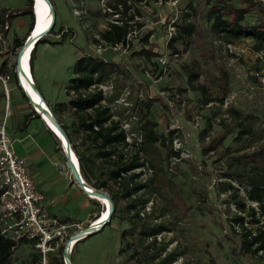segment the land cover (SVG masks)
<instances>
[{"label": "rangeland", "instance_id": "obj_1", "mask_svg": "<svg viewBox=\"0 0 264 264\" xmlns=\"http://www.w3.org/2000/svg\"><path fill=\"white\" fill-rule=\"evenodd\" d=\"M51 1L56 11V24L47 38L50 41L61 40V28L67 36L62 43L41 42L38 45L33 74L48 106L70 134L72 144L90 158L91 185L86 183L96 191L107 192L110 197L120 196L118 187L112 182L108 188L99 187L106 179L103 175L106 166L96 157L97 150L81 132L77 117L69 106L71 97L67 92L76 60L83 55L95 54L93 46L97 42L94 39L102 38L101 34L111 22L123 17L131 25L130 46L126 54L107 48L101 56L119 63L122 80L118 93L123 86L129 85L135 100L137 93L142 91L145 98L140 104L141 118L156 121L157 130L163 134L179 130L168 148H158L163 157L159 162L163 170L159 179L168 181L170 185L157 191L158 178L152 182L156 172L154 174L148 166L138 171L142 174L140 180L148 184L147 189L140 193L149 199L139 212L146 221L137 218L135 211L129 208L131 200L118 199L114 219L102 231L76 245L72 264H160L170 254L175 255L171 264H264L263 258L246 255L240 250V228L236 227L235 232L230 222L232 214L237 213L236 205L230 199V193L223 194L218 187L219 182H226L223 179L228 159L226 146H230L236 155L253 151L264 143V62L253 50V41L243 38L223 46L222 53L217 51L220 43L211 31L208 17V9L216 0H151L132 4L127 13L115 11L111 6L118 0ZM234 2L242 5L241 0ZM28 4L29 0H0V19L4 9L12 15L7 23L10 27L2 30L0 23V55L11 65L15 63L13 56L17 51L15 36L26 42L30 34L32 16L25 13ZM186 13L191 14L188 21L194 22L197 29L193 36L175 43L176 54L168 42L175 35V23L184 20ZM258 19L255 16L248 21ZM142 47L152 48L157 56L149 59L139 54ZM159 57L166 58L167 63L160 62ZM147 69L153 72L152 79L146 73ZM190 71L198 73L194 82L188 79ZM0 82L3 85L0 88V122L7 113L6 131L13 139L15 152L22 158L26 154L35 158L43 156L45 161L39 165L41 170L54 177L58 194L71 200L69 204L62 202L57 207L60 221L66 228L63 240L56 239L48 254L49 261H63L65 242L76 232L87 228L90 221L101 217L106 206L92 200L83 191L84 195H81L78 185L74 181L75 184L70 183L71 174L61 143L41 115L30 119L31 124L25 132L14 136L11 124L20 122L22 127H26L25 115L36 110L15 83L13 75L7 79L11 89L8 106L5 86L1 79ZM207 97L213 100L204 104ZM230 107L241 111L243 119L255 130L251 146L243 148L246 141L235 138L236 131L228 135L215 151L206 152L205 148L212 140L218 142L227 126L235 124L228 114ZM259 135H263L262 140H257ZM171 149L181 150V156L167 157ZM126 151L134 152L131 149ZM29 162L32 160L26 161L27 166ZM241 195L244 196L242 191ZM179 197L186 205L182 202L179 207L173 201ZM153 211L156 215L148 219ZM178 217L181 218L180 223ZM142 224L163 225L171 229L156 238L142 239ZM154 239L157 245L150 247ZM37 254L36 248L21 243L11 258V264H27L31 256Z\"/></svg>", "mask_w": 264, "mask_h": 264}, {"label": "trees", "instance_id": "obj_2", "mask_svg": "<svg viewBox=\"0 0 264 264\" xmlns=\"http://www.w3.org/2000/svg\"><path fill=\"white\" fill-rule=\"evenodd\" d=\"M150 1L151 0H118V2L111 3V6L115 11L127 13L132 8V4L147 3ZM241 2L242 5L236 4L234 0H216L208 9V17L211 20V31L215 34L220 43L217 51L220 50L219 52L222 53L223 46L233 44L235 41L243 38H249L253 41V50L259 54L264 50V3L261 0H241ZM194 9L196 10V7ZM25 13H29L32 16L29 29L30 33L34 24L33 0H29ZM190 16V13H186L184 14V20L175 23V35H172L168 42L172 49H175V43L179 40L183 41L185 37H191L195 34L197 26L194 22L188 21ZM255 16H258L259 19L248 21V18ZM11 17V13L4 9L0 19L1 26H6ZM54 27L49 34L54 31ZM130 27L131 25L128 20L121 17V19L111 22L109 28L101 34V37L108 43L127 42L130 34ZM49 34L42 36L32 51L30 62L32 73L34 71V60L36 59L38 45L41 42L62 43L67 36L64 28L60 29L59 34L61 35V40L59 41H50L47 38ZM147 37L148 35L145 37L146 40ZM94 40L99 42V39L95 38ZM24 42L25 40L15 37V48L18 50ZM187 43L190 44V41H187ZM175 51L176 54H178L176 49ZM209 52L213 53L211 50H209ZM139 54L145 55L149 59L157 56V53L153 51L152 48L146 47H142ZM7 66L8 63L3 62L1 70L6 72L8 70ZM13 67L15 70V64ZM118 67L119 63L107 60L101 56L95 54L83 55L76 60L72 67L74 76L69 80L68 88L78 90L81 88L89 89L92 85L107 81L114 72L120 73ZM188 75L190 82H194L198 78V73L195 71H190ZM17 79L16 75V82ZM119 87L120 84L118 85V90ZM102 99L101 91L95 90L89 92L86 96L79 95L75 98H71L69 106L74 108L73 112L77 117L76 121L78 122L81 132L84 133L87 142L97 150L96 157L101 159L106 166V172L103 174L104 176L106 175V179L99 184V187L108 188L112 182L118 187V191L120 192L119 197H111L115 203V211L111 216V220L114 219L117 211V200L124 199L132 201L129 208L134 210L137 218L143 221L144 219H142L139 212L140 209L145 207L149 199L144 195L140 196V193L147 189L148 184L140 180L142 174L141 171H138L140 168H144L148 165V168L150 167V170H152L154 174L156 172L154 176L155 180H152V182L156 181L158 178L159 188L157 191L166 189L170 183L164 179H159L160 173L163 171L161 170L162 167L159 166V162L163 161V157L162 152H160L158 148L159 146L168 148L169 143L174 139V134L179 130L173 129L170 130L169 133L163 134L157 130L158 124L156 121H152L151 119L144 120L141 118V129L144 138L141 147L143 155H140L138 152L126 151V134L120 128L119 123L111 118L108 108L102 105ZM151 99H153V97L150 98L149 101H151ZM212 100L213 99L207 97L203 102L204 104H208ZM220 100L223 104V99L221 98ZM34 113L38 114L36 111H34ZM228 114L235 120V124L232 127L227 126L225 132L218 139V142L214 143L212 140L205 148L206 152L215 151L218 146L223 144L228 135L236 131L237 134L235 138L238 140L244 138L246 141L243 148L251 146V138L255 136V130L252 128L251 124L246 123V119H243L241 111L236 108L230 107ZM32 115L33 113L27 114L26 119L30 120ZM225 120L226 119H223V122H225ZM95 126L99 129H95ZM64 130L72 143V138L65 127ZM262 136L263 135H259L257 140H262ZM72 148L78 157L81 175L85 182L90 184V158L87 157L84 152L80 151L75 144H72ZM170 155L179 158L181 156V150L171 149L167 157H171ZM225 155L226 157L228 156L226 172L223 173V179L226 182H219L218 187L219 192L223 194L230 193V199L236 205L237 213L232 214L230 222L235 228V232H237L236 227L240 228L238 232L241 236L240 250L246 255L264 259V143L253 151H245L236 155L233 153L230 146H226ZM233 182L237 184L239 188L235 186ZM241 191L244 193V196L241 195ZM173 201H175L179 207H181L180 205H182V202L186 205V202L184 203V200L180 197L177 199L174 198ZM248 203L256 206L248 205ZM151 215L155 216L156 214L154 211L151 212L148 215V219H152ZM180 220L181 218L178 217V223L181 222ZM170 229L171 228L163 225L156 224L155 226H150L148 224H142V231L140 234L142 239L151 237L156 238L158 234L170 231ZM81 241L82 240H79L78 243ZM21 243L31 245L34 248H36L37 244L36 241L27 240L15 243L11 239L0 234V264H11V258L16 248L21 245ZM149 245H151L150 247H154L157 245V240L154 239ZM37 251L38 254L32 255L27 264L41 263L42 254L38 249ZM173 259H175V255L170 254L169 256H165L160 264H171ZM49 264H64V262L53 259Z\"/></svg>", "mask_w": 264, "mask_h": 264}, {"label": "built area", "instance_id": "obj_3", "mask_svg": "<svg viewBox=\"0 0 264 264\" xmlns=\"http://www.w3.org/2000/svg\"><path fill=\"white\" fill-rule=\"evenodd\" d=\"M1 27L3 30V27L8 28L9 25ZM129 41L128 37L127 42L108 43L99 38V42L93 46L95 55L102 56L107 48L121 55L126 54L130 46ZM259 57L264 62V50L259 53ZM13 60L16 62V55L13 56ZM159 60L163 64L167 63L164 57H159ZM146 73L151 79L153 78V72L147 69ZM9 78V74H0L7 99L9 94L7 79ZM121 80L122 74L114 72L107 81L92 85L89 89L68 88L67 92L71 98H75L79 95L86 96L91 91H101L102 105L108 108L111 118L119 123L120 128L126 134L125 150L131 149L143 155L141 147L144 138L139 107L145 95L142 91L138 92L136 99L133 100V91L129 85L123 86L118 93ZM71 109L74 110L73 107ZM6 123L7 115L0 122V234L15 243L24 240L36 241V248L42 254L40 264H49L48 254L52 249V244L56 239L63 240L66 226L58 218L51 216L46 196L38 190L29 173L26 159L20 157L13 148V139L6 131ZM95 129L99 128L95 126ZM175 144L181 148L178 141H175ZM70 181H73L72 176Z\"/></svg>", "mask_w": 264, "mask_h": 264}, {"label": "bare ground", "instance_id": "obj_4", "mask_svg": "<svg viewBox=\"0 0 264 264\" xmlns=\"http://www.w3.org/2000/svg\"><path fill=\"white\" fill-rule=\"evenodd\" d=\"M36 11H37V16H38V23H37L36 29L34 30L33 34L30 33L29 37L26 39V42L20 49L22 50V63H23V66L27 74V76L24 74L20 75L21 82H22V85H24L27 93L29 94L28 97L30 99V102L32 103L33 107L40 112L41 118L45 122L47 127L51 129L52 132L58 137V139L60 140V143L61 141H63L64 144L68 147L67 138L58 130L56 124L54 123V120H53L54 114L52 110L48 106L45 99L41 97V95L38 93V91L35 89L33 85L34 83L33 75H32L33 73L31 72V68H30L31 54H32V51L34 50L35 45L41 38L40 37L37 39V37L39 36V33L47 29L51 25V22L53 19V10L49 2L46 0H37ZM71 154L74 159V162L76 163L78 167V170L80 171V163L72 147H71ZM87 188L89 192L92 193L88 195L89 198H91L92 200L93 199L97 200L106 206V211L101 215V217L92 222L93 228H97V230L102 231V229L107 226L108 222L111 219L110 210H109L111 202L108 199H102L98 197L96 193L97 191L94 188L90 186ZM85 234L87 235L89 233L87 232ZM77 244H78V240H73L69 244V247L67 250V257L71 260V262H72L71 257L74 253V249Z\"/></svg>", "mask_w": 264, "mask_h": 264}, {"label": "water", "instance_id": "obj_5", "mask_svg": "<svg viewBox=\"0 0 264 264\" xmlns=\"http://www.w3.org/2000/svg\"><path fill=\"white\" fill-rule=\"evenodd\" d=\"M46 1L49 2V4L51 5V8L53 10V19H52L51 25L47 29H45L41 33H39V36L37 37V39L40 38V37H42V36H44V35L49 34L50 31H51V29L54 27L55 21H56V11H55V7H54V5H53V3H52L51 0H46ZM36 6H37V0H33L34 24H33L32 29L30 30V33L31 34H33L34 30L36 29L37 23H38V16H37V11H36ZM15 72H16V75L18 77V84L24 90L26 96H29V94L27 93L24 85H22L21 77H20L21 74H24V75L27 76L26 71H25V68H24L23 63H22V50H20V48L16 51ZM33 85H34L35 89L38 91V93L41 95V97L44 99L43 95L41 94V92L39 91V89L37 88V86L35 85V83H33ZM35 110H36V112H38V114L40 116L41 115L40 112L37 109H35ZM53 120H54V123L56 124L58 130L68 140V147L64 144L63 141H61V147L63 149V152L65 151L64 155L66 157L67 165H68V170H69V172H70V174H71V176L73 178V181L81 188V190L84 192V194H86L88 196V195H90L92 193L89 192V190L87 188V187H89V185L83 179V177L81 175V172L78 170V167H77L76 163L74 162V159H73L72 154H71L72 143H71L68 135L66 134V132H65L62 124L57 120V118L55 117V115L53 117ZM96 193H97L98 197H100L102 199H108V200H110L111 204H110L109 210H110V218H111L112 214L115 211V204H114L112 198L105 191H97ZM110 221H111V219H110ZM110 221L108 222V224L110 223ZM105 224H106V222H105ZM87 232L89 234L86 235L85 233H87ZM99 232H100V230H97V228H93V224H91L87 228L81 229L80 231H78L75 234H73L65 242V244L63 246L62 257H63L64 264H72L71 260L67 257V250H68V247H69V244H70L71 241H73V240H78L79 241V240L85 239V238H87V237H89L91 235H94L96 233H99Z\"/></svg>", "mask_w": 264, "mask_h": 264}, {"label": "crops", "instance_id": "obj_6", "mask_svg": "<svg viewBox=\"0 0 264 264\" xmlns=\"http://www.w3.org/2000/svg\"><path fill=\"white\" fill-rule=\"evenodd\" d=\"M0 53H1V51H0ZM3 62H7L8 63V66H7L8 70L6 72H3L1 70ZM14 72H15V70H14L13 65H11L8 62L7 58H4L3 55H0V74H2V75H8V74L9 75H13L15 77V83L19 87L20 85L18 84V79H17V82H16V74H15L16 72L15 73ZM33 73H34V71H33ZM32 75H33V81H34L35 85L37 86V88L40 91L41 88L38 85V82H37L34 74H32ZM73 76H74V74H73ZM16 84H14L15 88H16ZM2 86L3 85L0 82V88H2ZM7 87L9 88L8 85H7ZM4 91H5V89H4ZM22 91L24 92L23 89H22ZM5 96H6L5 98H6V101H7V105L9 106V102L11 101V89L10 88H9L8 99H7L6 91H5ZM32 113H33V115L31 117V119L32 118L35 119V118L38 117L37 116L38 114H36L34 112H32ZM8 114H9V112H8ZM5 115H7V113ZM26 115H25V117H26ZM30 121L31 120H27V119L25 120L24 124H25L26 127H24V126L22 127V125H20V122L18 124H16V125L15 124H11L14 127L13 128L14 129V132H13L14 136H17L18 134L20 135L21 133L25 132V129H27L29 127V125L31 124ZM14 138H16V137H14ZM24 157H25L26 161L28 159L32 160V162H29V165H28L29 173H30L31 177L33 178L38 190H40L42 193L45 194L47 202H48L49 212H50L51 216L56 217V218H58L60 220L61 216H59V214H58V212H59L58 209H57L58 205L60 203H62V202L65 203V205L69 204L71 200L70 199H63V197L60 194H58V191H57V189L55 187L56 186V181H55L54 177H50L49 173L46 172V170H41L39 165L42 162L45 161V158L43 156H37L35 158V156H33L32 154L31 155L30 154H28V155L26 154ZM70 183L72 185L75 184L73 181H70ZM77 187L80 189L81 195H84L82 190H81V188L79 186H77ZM91 222H93V220L89 222V225L91 224Z\"/></svg>", "mask_w": 264, "mask_h": 264}]
</instances>
